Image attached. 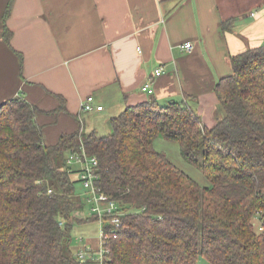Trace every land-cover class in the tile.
I'll use <instances>...</instances> for the list:
<instances>
[{
  "label": "trees",
  "instance_id": "trees-1",
  "mask_svg": "<svg viewBox=\"0 0 264 264\" xmlns=\"http://www.w3.org/2000/svg\"><path fill=\"white\" fill-rule=\"evenodd\" d=\"M234 21H224L223 32ZM11 37L5 25L7 44ZM230 63L232 74L214 87L224 114L211 128L186 95L126 107L110 120V135L79 128L46 145L37 107L23 96L0 104V264H97L77 256L98 249L97 236H78L80 249L72 247L74 225L97 222L75 215L86 201L66 160L81 146L98 160V188L122 213L104 264H264V43ZM158 137L177 143L210 187L201 189L156 151Z\"/></svg>",
  "mask_w": 264,
  "mask_h": 264
},
{
  "label": "crops",
  "instance_id": "crops-1",
  "mask_svg": "<svg viewBox=\"0 0 264 264\" xmlns=\"http://www.w3.org/2000/svg\"><path fill=\"white\" fill-rule=\"evenodd\" d=\"M9 2L0 0V104L23 96L37 107L46 145L75 133L77 117L86 122L88 96L104 107L93 113L110 120L128 106L192 96L211 128L214 87L232 74L230 57L264 43V0H15L4 20ZM188 43L191 51L182 48ZM158 68L164 74L155 78ZM151 79L152 95L141 90Z\"/></svg>",
  "mask_w": 264,
  "mask_h": 264
},
{
  "label": "built area",
  "instance_id": "built-area-1",
  "mask_svg": "<svg viewBox=\"0 0 264 264\" xmlns=\"http://www.w3.org/2000/svg\"><path fill=\"white\" fill-rule=\"evenodd\" d=\"M182 48L187 51L192 50V44L188 43L182 46ZM164 70L158 68L154 72V77L159 78L163 76ZM152 79L146 82L141 90L150 95L153 94ZM81 113H93L101 112L104 110L102 105H98L93 96H88L81 102L80 106ZM80 129L84 130L83 120L80 117ZM66 163L77 170L78 178L81 182L84 193L81 197L89 205L88 217H96L97 223L99 224V233L97 235L99 248L84 247L79 251L77 256L82 262L92 261L97 264H104L108 260L109 250H106V245L111 237H115L117 229L122 226L121 216L119 206L116 201L109 198V196L103 193L97 185V170H98V160L87 154L85 148L81 146L80 151L73 152L67 156ZM51 193V191H49ZM80 215V213H79ZM262 230V228H260ZM83 241V238L80 237Z\"/></svg>",
  "mask_w": 264,
  "mask_h": 264
},
{
  "label": "rangeland",
  "instance_id": "rangeland-1",
  "mask_svg": "<svg viewBox=\"0 0 264 264\" xmlns=\"http://www.w3.org/2000/svg\"><path fill=\"white\" fill-rule=\"evenodd\" d=\"M108 112L105 114H94V113H83L82 115L86 119L84 123L85 135L90 133L93 130H96L99 136H107L112 134V127L110 125V117L108 118ZM223 111L221 108H218L216 113V118H221L223 116ZM83 120V119H82ZM154 149L159 153L164 154L170 162H172L179 170L184 172L186 175L191 177L195 182H197L201 189L209 188L210 182L203 175L201 168L191 165L186 162L180 152V147L177 143H172L164 140L162 137H158L154 142ZM76 193L81 196L84 193L81 183H78L76 186ZM87 205V202H85ZM85 205L84 210L76 212V217L84 218L88 216L89 210L88 206ZM80 213V215H79ZM99 233V224L97 222H90L86 224L74 225V228L71 233L72 237V247L79 246L77 241L78 236L87 237L89 240H93L95 236ZM70 237V238H71ZM69 238V239H70ZM197 264H208L204 259L200 258Z\"/></svg>",
  "mask_w": 264,
  "mask_h": 264
}]
</instances>
